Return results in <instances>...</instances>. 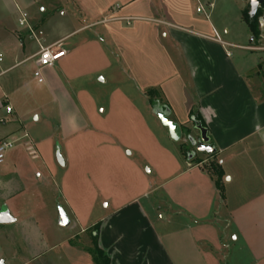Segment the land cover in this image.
<instances>
[{
  "label": "crops",
  "instance_id": "crops-1",
  "mask_svg": "<svg viewBox=\"0 0 264 264\" xmlns=\"http://www.w3.org/2000/svg\"><path fill=\"white\" fill-rule=\"evenodd\" d=\"M11 2L38 30L59 13L72 23L43 31L66 55L42 83L16 72L36 70L26 29L0 70V140L14 142L0 162L14 218L0 224V264H95L97 226L111 264H264V7L255 40L250 0ZM158 103L194 137L196 113L216 153L184 158Z\"/></svg>",
  "mask_w": 264,
  "mask_h": 264
},
{
  "label": "rangeland",
  "instance_id": "rangeland-1",
  "mask_svg": "<svg viewBox=\"0 0 264 264\" xmlns=\"http://www.w3.org/2000/svg\"><path fill=\"white\" fill-rule=\"evenodd\" d=\"M12 2L11 0H0V57L3 59V62H0V70L2 68H5L8 66L11 62L10 57V49L15 48L19 46V44L22 43V40L18 38L16 30H18L20 33L25 31V27H22L19 25L17 15L12 13L11 8ZM47 15V14H45ZM7 17V18H6ZM72 20L69 19V17H63L59 14L55 15V17H48L46 19L44 25H43V31H45L44 37L47 36H54V34H58L60 31H63L66 29V27H69L71 25ZM35 27V26H34ZM42 38V37H41ZM25 48L26 53L31 54L35 52L38 49V44L35 40H26L25 42ZM22 50V48L20 47ZM36 67V66H35ZM16 72L21 75L24 78H32L34 77V60H28L24 62L22 65H20ZM43 75L44 70H43ZM46 77V76H45ZM44 77V78H45ZM45 83L42 85H39L36 87V92H42V88H45ZM195 133H199L197 130H195ZM189 146H186V148H180L181 155L184 158H189L188 151ZM200 156L202 153L197 152ZM205 154L202 157H206L214 155V154ZM214 160H210L206 166L210 167V163H212Z\"/></svg>",
  "mask_w": 264,
  "mask_h": 264
},
{
  "label": "water",
  "instance_id": "water-1",
  "mask_svg": "<svg viewBox=\"0 0 264 264\" xmlns=\"http://www.w3.org/2000/svg\"><path fill=\"white\" fill-rule=\"evenodd\" d=\"M263 2L264 0H256V2L253 3V0H250V9L248 11V15L250 16V18H254L256 16ZM170 112V108L159 103L154 107V113L159 117L162 125L168 129L169 135L172 140L178 142L186 137V142H188L192 146H195L197 152L206 153L209 155L216 153V148L210 142L211 138L209 136L207 127L203 126L200 122H197L193 119L192 121L194 123V128L199 132V136L194 137L189 134L188 131L185 130L179 123L170 119ZM57 160L61 165L65 164V161L61 154V149L59 147L57 148ZM59 212L60 225L68 226L70 222L67 214L62 208H60ZM13 221L14 218L11 216L8 208L6 206L0 207V224L11 223Z\"/></svg>",
  "mask_w": 264,
  "mask_h": 264
},
{
  "label": "built area",
  "instance_id": "built-area-1",
  "mask_svg": "<svg viewBox=\"0 0 264 264\" xmlns=\"http://www.w3.org/2000/svg\"><path fill=\"white\" fill-rule=\"evenodd\" d=\"M19 25L25 27L28 33L41 45V37L44 32L42 30L36 29L29 21V14L25 11H20V18L18 20ZM66 55V50L63 49L62 43L57 42L52 45L42 46L39 52L35 55L36 57V70L34 72V77L39 83L44 81L43 69L46 67L53 66L61 58ZM2 58H0V62ZM8 111H11V107H7ZM14 142L10 140H0V162L3 161L5 153L13 148Z\"/></svg>",
  "mask_w": 264,
  "mask_h": 264
},
{
  "label": "trees",
  "instance_id": "trees-1",
  "mask_svg": "<svg viewBox=\"0 0 264 264\" xmlns=\"http://www.w3.org/2000/svg\"><path fill=\"white\" fill-rule=\"evenodd\" d=\"M262 7H264V2L262 4ZM261 13H262V8H259V10H258V12L254 18H250L247 10L244 13V19L247 22V24L249 25V28H250L252 35H253L255 40H257L261 35V31L259 28V17L261 16ZM156 94H157V91H155L153 89L147 90V96H149L150 100L153 102H154V96ZM166 107L169 108L168 105H166ZM191 119L192 120L194 119L197 122H200L203 126L207 127L204 124V122L202 121V119L196 113H193V115L191 116ZM210 142H211V140H210ZM211 144L214 146V144L212 142H211ZM209 170L216 177V185H217L222 197H224V188H223L222 183H221L222 178H223V174H224L222 167L220 166V164L217 161H213L212 163H210ZM98 231H99V227L97 226L94 228L93 233H92L93 247L90 249V253L93 256V260H94L95 264H111L110 257L98 245V236H97ZM94 233H95V235H94Z\"/></svg>",
  "mask_w": 264,
  "mask_h": 264
},
{
  "label": "flooded vegetation",
  "instance_id": "flooded-vegetation-1",
  "mask_svg": "<svg viewBox=\"0 0 264 264\" xmlns=\"http://www.w3.org/2000/svg\"><path fill=\"white\" fill-rule=\"evenodd\" d=\"M189 147H190V149L188 151V156L190 157L193 154L197 153V151H196V147L195 146H192V145L189 144Z\"/></svg>",
  "mask_w": 264,
  "mask_h": 264
},
{
  "label": "snow or ice",
  "instance_id": "snow-or-ice-1",
  "mask_svg": "<svg viewBox=\"0 0 264 264\" xmlns=\"http://www.w3.org/2000/svg\"><path fill=\"white\" fill-rule=\"evenodd\" d=\"M256 2V0H253V3H255Z\"/></svg>",
  "mask_w": 264,
  "mask_h": 264
}]
</instances>
